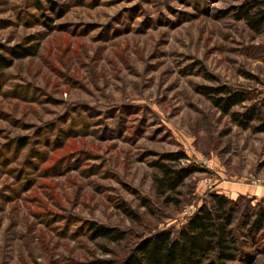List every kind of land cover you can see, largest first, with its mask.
Instances as JSON below:
<instances>
[{
	"label": "rangeland",
	"instance_id": "1",
	"mask_svg": "<svg viewBox=\"0 0 264 264\" xmlns=\"http://www.w3.org/2000/svg\"><path fill=\"white\" fill-rule=\"evenodd\" d=\"M247 1L0 0V56L36 48L0 68V264H120L211 193L239 201L227 264H264V224L243 223L264 207V132L197 91L264 97V27L234 14ZM175 152L197 171L162 195L152 163ZM95 225L125 237L93 239Z\"/></svg>",
	"mask_w": 264,
	"mask_h": 264
},
{
	"label": "trees",
	"instance_id": "2",
	"mask_svg": "<svg viewBox=\"0 0 264 264\" xmlns=\"http://www.w3.org/2000/svg\"><path fill=\"white\" fill-rule=\"evenodd\" d=\"M235 18L243 20L247 27L259 32L264 27V0H248L235 8ZM36 48L17 46L11 49V58L0 56V68L9 67L13 59L34 55ZM197 91L224 115H229L233 124L254 133L264 132V97L251 100L250 93L226 84L199 86ZM248 103V105H246ZM240 106L241 110H235ZM186 158L183 152L166 153L152 166L158 174L154 185L162 195L175 193L185 178L197 171L195 166L177 167L175 164ZM166 202L171 198H165ZM250 210V209H248ZM245 214L246 226L253 233L264 224V207ZM239 211L238 199L223 194L211 193L209 200L201 204L188 217L185 225L176 232L160 230L139 239L120 264H227L235 260L238 238L231 225ZM92 238L120 241L125 231L103 225L91 226ZM86 264H112L109 260H92Z\"/></svg>",
	"mask_w": 264,
	"mask_h": 264
}]
</instances>
